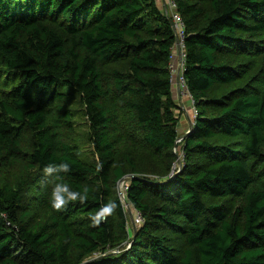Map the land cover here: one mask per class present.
Here are the masks:
<instances>
[{"label": "trees", "instance_id": "16d2710c", "mask_svg": "<svg viewBox=\"0 0 264 264\" xmlns=\"http://www.w3.org/2000/svg\"><path fill=\"white\" fill-rule=\"evenodd\" d=\"M175 1L178 143L157 0H0V264H264V0Z\"/></svg>", "mask_w": 264, "mask_h": 264}, {"label": "built area", "instance_id": "2783aa9c", "mask_svg": "<svg viewBox=\"0 0 264 264\" xmlns=\"http://www.w3.org/2000/svg\"><path fill=\"white\" fill-rule=\"evenodd\" d=\"M164 1V8H161L167 16L171 18L172 21V26L175 34V43L173 46L172 50V61H171V73H172V80L177 83L178 91L179 93H185L189 92L187 84H186V79L184 76V71H185V65H186V49H185V40H186V25L184 22L183 17L179 13L177 9V2L175 0H163ZM176 72V75L174 74ZM196 110V109H195ZM197 114V110L195 115ZM183 137H179L177 139V143L181 142ZM176 152L178 151V148L175 149ZM182 154V153H180ZM182 159V158H181ZM180 166L178 163L175 164V169ZM129 179V176L124 177L120 182H119V194L121 198L123 199L122 201L124 202V207L125 210L128 211V208H126L127 204H130L126 200V191L128 189V184L127 180ZM122 191V194H121ZM128 206V205H127ZM134 217V222L137 226H139L143 222V217L141 213L137 210H134L133 213ZM130 244V242H129Z\"/></svg>", "mask_w": 264, "mask_h": 264}, {"label": "rangeland", "instance_id": "374dc122", "mask_svg": "<svg viewBox=\"0 0 264 264\" xmlns=\"http://www.w3.org/2000/svg\"><path fill=\"white\" fill-rule=\"evenodd\" d=\"M175 75H176V72L174 73ZM174 81H175V78H174ZM175 87H176V89H177V92L175 93L176 94V97H182V96H184V97H186V99H187V101L185 102V104H186V106H189L188 108L190 109V112H192V117H191V121H190V123H192L193 125H194V118H195V113H196V108H195V105H194V99H193V97H192V95L190 94V92H185V93H179V91H178V87H177V83H176V81H175ZM180 99H177L176 100V102H177V105H178V107L175 109V112H176V114L180 117V124H182V126L183 127H186L187 126V120H185V117H186V115H185V112H184V110L182 109V108H180V103H181V101H179ZM185 106V105H184ZM83 121L84 120H82V119H79L78 120V125L76 126L77 127V131H78V133L76 134L77 135V137H81V139L83 140V141H86L85 140V137H84V133H82V132H84V127L85 128H87V126H85L84 125V123H83ZM189 125V128L187 127V128H185V132L187 133L189 130H192V128H191V125L190 124H188ZM178 130H179V128H178ZM90 146L91 145H89V147H88V149H91L92 148V146H91V148H90ZM179 152H180V149L178 150ZM130 178H131V176H130ZM129 180V179H128ZM118 187H119V185H118ZM123 200V199H122ZM123 202V201H122ZM123 205H124V202H123ZM128 205V206H127ZM126 205V203H125V206H126V208L127 207H129V208H131V210H132V212L134 213V207H132L130 204H127ZM127 213H128V220H129V225H128V227H129V232H131L130 234L132 235L133 234V232H134V230H133V226H132V220H131V218H130V215H129V212L127 211ZM127 245H129V244H127Z\"/></svg>", "mask_w": 264, "mask_h": 264}, {"label": "crops", "instance_id": "0c3cea01", "mask_svg": "<svg viewBox=\"0 0 264 264\" xmlns=\"http://www.w3.org/2000/svg\"><path fill=\"white\" fill-rule=\"evenodd\" d=\"M157 3L158 5L161 7V8H164L163 5H164V1L163 0H157ZM174 88V96H175V99H180L179 101H181V103L179 104L180 105V108H182L185 112V120H187V123L190 124V121H191V117H192V112H190V109L188 108L189 106H186L185 102L187 101L186 97L182 96V97H176V92L177 89L175 87V85L173 86ZM185 105V106H184ZM187 124L186 127H183L182 124L179 125V133L181 136H183L186 132H185V128H189V125Z\"/></svg>", "mask_w": 264, "mask_h": 264}, {"label": "water", "instance_id": "95a60500", "mask_svg": "<svg viewBox=\"0 0 264 264\" xmlns=\"http://www.w3.org/2000/svg\"><path fill=\"white\" fill-rule=\"evenodd\" d=\"M190 125H191V128H192V127H193V124L190 123ZM190 131H191V130H189L187 133H185V134L183 135V138L186 137V135H187ZM177 163H178L179 165H181V159H180L179 156H178V158H177ZM135 177H137V176H135V175H131V178H135ZM121 194H122V191H121ZM128 212H129L130 218H131V220H132L131 222H132L133 230L135 231V234H134L133 237H132V239H134V237H135V235H136V231H137L138 226H137V225L135 224V222H134L133 212H132L131 208H128Z\"/></svg>", "mask_w": 264, "mask_h": 264}, {"label": "clouds", "instance_id": "9594fccd", "mask_svg": "<svg viewBox=\"0 0 264 264\" xmlns=\"http://www.w3.org/2000/svg\"><path fill=\"white\" fill-rule=\"evenodd\" d=\"M175 85V81H173V86ZM175 92H177V91H175ZM183 137V136H182ZM178 153V152H177ZM179 157H180V155H179ZM180 159H181V157H180ZM181 163H182V159H181ZM64 167H66V165L64 166Z\"/></svg>", "mask_w": 264, "mask_h": 264}]
</instances>
